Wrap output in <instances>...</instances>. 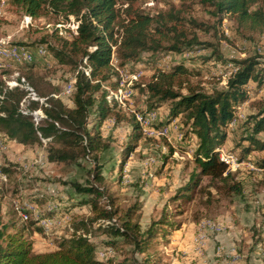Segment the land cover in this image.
<instances>
[{"label":"rangeland","instance_id":"rangeland-1","mask_svg":"<svg viewBox=\"0 0 264 264\" xmlns=\"http://www.w3.org/2000/svg\"><path fill=\"white\" fill-rule=\"evenodd\" d=\"M127 4L126 0H116L121 17ZM257 6L264 7V0H257L252 8ZM133 7L151 14L176 10L180 16L194 17L209 29L185 25L187 34L195 32L218 51L214 54L212 46L142 50L136 59L121 62L116 51L120 28L115 23L113 38L117 41L109 39L112 52L108 67L93 80L101 84L95 96L105 91L111 109L100 123L94 108L88 117V128L100 137L96 160L102 167L99 186L105 195L99 203L115 210L113 219L119 223L131 215L141 230L152 221L161 219L163 223L140 251L124 237L114 239L102 234L99 227L108 221L94 222L89 237L95 244L96 258L138 264H264L263 152L244 150L250 145L246 137L252 132L251 116L264 114V29L245 26L229 14L219 20L210 5L197 0H133ZM78 23L79 17L73 14L45 8L40 15L31 16L11 0H0V83L11 89L20 86L10 83L20 84L21 78L30 73L38 78L43 95L34 89L37 95L33 96L24 88L28 96L20 101L18 109L39 123L48 119L44 110L48 98L58 97L67 107L73 106L75 75L82 64L76 69L61 63L49 44L61 47L59 36L71 39ZM248 56H257L260 63L256 69L263 80H250L245 85L247 97L237 105L225 129L227 137L215 149L227 164L229 176L223 181L199 175V183L187 196L176 197L191 174L199 171L195 162L198 138L186 112L171 117L169 101L149 109L153 100L142 88L159 71L179 64L186 72L174 79L177 91L211 93L226 87L236 69L232 60ZM37 96L42 105L29 104ZM26 104L34 114L25 112ZM133 116L140 129L136 141H131ZM258 137L264 139V132ZM49 143L42 140L23 145L0 132L2 224L9 233L25 228L24 236L33 253L58 249L61 239L73 232L74 221L93 215L91 204L83 202L89 196L76 192L71 184L93 181L96 160L86 156L77 162L49 161ZM129 143L134 149L126 154ZM235 183L240 184V191L232 189ZM113 239L114 244L108 246Z\"/></svg>","mask_w":264,"mask_h":264},{"label":"trees","instance_id":"trees-1","mask_svg":"<svg viewBox=\"0 0 264 264\" xmlns=\"http://www.w3.org/2000/svg\"><path fill=\"white\" fill-rule=\"evenodd\" d=\"M11 1L31 16H38L45 8H49L79 17L77 29L74 30L71 39L59 36L61 47L49 44V49L61 63L71 64L76 69L82 64V69H77L75 75L72 107H67L58 97H50L47 99L48 106L44 107L48 119L39 123L31 116L23 115L18 109L20 101L28 96L25 89L22 87L10 89L0 83V132H3L8 139L23 145L42 143V140L50 141L47 149L48 160L53 162H77L79 158L86 156H92L93 160L97 159L96 151L100 147V137L98 133L88 128V117L90 110L94 108L100 123L111 109L105 91L102 90L98 97L95 96L101 84L100 81L93 80L101 69L108 67L112 52L109 39L113 38L115 23L120 28L116 51L121 62L136 59L142 50L179 51L183 48L212 46L214 54L218 51L212 42L201 40L195 32L188 35L183 27L195 25L208 30L205 23L197 21L194 17L180 16L179 11L176 10L151 14L133 7V0H126L128 4L124 9V17H121L115 6L116 0ZM197 1L203 5H210L211 13L219 20L229 14L238 23L250 28L264 29V7L252 8L257 0ZM113 39L114 42L117 41L116 38ZM163 41H167L168 44H164ZM232 61L236 69L228 78L226 87L211 93L193 89H189L187 94L177 91L174 88V79L186 72V69L179 64L168 71H159L142 88L147 92L149 100H153L148 104L149 109L169 101L171 117L186 112L187 122H190L191 130L198 138L195 162L199 171L191 174L190 180L178 189L179 193L176 197L187 196V193L199 183V175H207L223 181L229 176L227 164L220 159L215 149L226 139L225 129L233 120L237 105L247 97L245 85L250 80H263L262 73L256 69L260 63L257 56ZM87 68L88 73H86ZM37 79L30 73L25 81L43 95V87ZM42 102L38 97L36 100H30L29 104L42 105ZM130 119L134 130L131 141H136L140 136L136 133L140 130L139 122L135 116ZM251 120L252 132L246 137L250 145L244 150L246 153L251 149L262 151L261 166L264 167V139L258 137L260 132H264V114L252 115ZM133 149V143H129L125 148L126 154ZM101 168L96 160L91 172L93 181L86 185L77 182L71 184L76 192L89 196L83 202L91 204L93 215L74 221L73 232L69 237L61 239L56 250L31 252L30 241L24 236L25 228L14 233L7 232V226L2 224L0 215V264H138L136 261L129 262L126 259L118 262L113 261L112 258L104 262L97 259L95 244L89 237L92 225L98 220L108 221L99 227L102 234L114 239L124 237L143 251L158 232L163 221L161 219L152 221L149 227L141 230L138 223L131 220V215L126 216L121 223L114 220L116 211L99 203V198L105 195L104 189L99 186L103 179ZM232 189L240 191V184L235 183ZM114 239L108 242V246L114 244Z\"/></svg>","mask_w":264,"mask_h":264},{"label":"bare ground","instance_id":"bare-ground-1","mask_svg":"<svg viewBox=\"0 0 264 264\" xmlns=\"http://www.w3.org/2000/svg\"><path fill=\"white\" fill-rule=\"evenodd\" d=\"M15 50H17L18 51V49H15ZM7 51V50H6ZM5 51V52H6ZM8 52H10V51H8ZM11 55V54H10ZM14 55H15V53H14ZM16 56H18V55H16ZM15 82V81H14ZM11 85H14V84H17L18 86H20V87H23V88H26V89H28V91L30 92V94H33V96L35 95V92H34V89L25 81V79L24 78H21V83L20 84H18L17 82H15V83H10ZM31 98V97H30ZM24 105V104H23ZM31 108H29L28 106H27V104L25 105V112L26 113H29V114H34V112L32 111V110H30ZM47 117V116H46ZM24 220V219H23Z\"/></svg>","mask_w":264,"mask_h":264}]
</instances>
